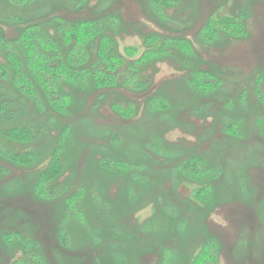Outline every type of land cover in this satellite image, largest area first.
Instances as JSON below:
<instances>
[{"label": "rangeland", "instance_id": "1", "mask_svg": "<svg viewBox=\"0 0 264 264\" xmlns=\"http://www.w3.org/2000/svg\"><path fill=\"white\" fill-rule=\"evenodd\" d=\"M177 1L164 18L150 0H44L21 22L0 14V39L68 10L109 24L121 49L140 54L150 36L161 50L132 63L129 86L142 72L143 88L66 84L63 112L15 93L12 122L44 132L22 145L1 138L0 264H264V0ZM228 17L246 31L204 37ZM21 150L35 160L20 163ZM52 156L60 192L40 198ZM16 230L24 238L4 243Z\"/></svg>", "mask_w": 264, "mask_h": 264}, {"label": "trees", "instance_id": "2", "mask_svg": "<svg viewBox=\"0 0 264 264\" xmlns=\"http://www.w3.org/2000/svg\"><path fill=\"white\" fill-rule=\"evenodd\" d=\"M43 1L0 0V14L9 22H21L27 19L29 14L33 15L37 8L39 11ZM75 1V6L78 4L81 7L87 0ZM177 2L150 0L152 9L162 18ZM110 22L112 26H116L115 20ZM243 25V22L236 18L228 17L211 20L202 30L205 31L204 37L211 39L221 27L240 35L246 31ZM111 30L112 27L100 19L76 17L68 10H61L52 13L43 22L24 25L11 39H0V141L1 138H8L17 144H28L44 132L43 129H33L28 125L12 122L19 109L21 110L15 93L33 97L32 99H37L41 94L57 111L63 112L68 104V93L61 88L67 87L66 84L89 83L97 88H109L118 83L131 90L143 88L146 74L142 75V72L139 73L138 81L135 80L134 85L129 86L130 76L135 71L132 63L141 60L145 63L159 55V41L151 42L150 36H147L144 50L138 54L136 46H124L121 49L120 45L115 43ZM180 45L183 48L189 47L186 41ZM202 87L207 90L210 84L204 82ZM115 105H112V108L116 114L122 118L131 116V106ZM36 154L34 150H21L15 153L14 158L22 164H30L35 160ZM62 168L61 157L52 156L35 182L40 198H52L60 192L57 183L52 182L58 180ZM80 195L81 193L75 192L68 196L66 201L73 206L74 200ZM4 236V242H10L14 237L24 238L19 230L6 232ZM202 253L205 254L206 251ZM15 264H24L23 258L18 259Z\"/></svg>", "mask_w": 264, "mask_h": 264}, {"label": "bare ground", "instance_id": "3", "mask_svg": "<svg viewBox=\"0 0 264 264\" xmlns=\"http://www.w3.org/2000/svg\"><path fill=\"white\" fill-rule=\"evenodd\" d=\"M4 243H5V242H4ZM4 243H3V244H4ZM4 245H6V244H4Z\"/></svg>", "mask_w": 264, "mask_h": 264}]
</instances>
